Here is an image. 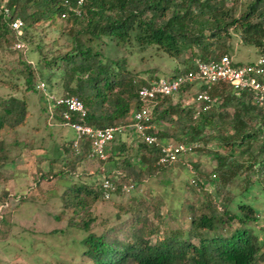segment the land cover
I'll return each instance as SVG.
<instances>
[{"label": "rangeland", "instance_id": "rangeland-1", "mask_svg": "<svg viewBox=\"0 0 264 264\" xmlns=\"http://www.w3.org/2000/svg\"><path fill=\"white\" fill-rule=\"evenodd\" d=\"M219 1L222 8L229 9L237 18L250 0ZM3 4L4 0H0V8ZM5 10L3 8V12ZM19 31L17 41L22 42L21 48H15L16 39L9 35L0 39V115L10 98L23 101L25 112L21 123L12 125L15 119L11 115L0 128V264H93L81 255L82 240L89 232L107 233L110 239L128 241L130 232L141 229L149 243L170 233H180L179 236L185 238L193 215L188 207H193L197 214L204 200L215 194L218 174L212 154L227 155L228 147L221 146L211 136L198 142L199 148L183 154L177 161L158 167L153 160L154 153H146L138 149L136 140L118 135L111 142L114 150L104 161L87 160L81 150L76 153L69 146L74 133L61 125L59 111L52 114L53 107L48 102L49 96L66 91L64 85L68 83L60 70L61 61H52L53 57L71 49V33L66 21H39L26 32L23 27ZM205 31L207 34L208 30ZM80 37L85 45L100 53L102 61H116L121 68L116 69L114 64L110 67L117 72L127 71L136 84L173 76L191 63L187 50L178 57H169L156 46L141 45L133 38L115 46L108 38L86 42L85 36ZM212 41L213 55L226 52L238 65L252 62L264 52V37L261 38L262 48H258L244 43L242 34L232 27L228 28V34L220 33L219 38ZM192 51L197 52L195 48ZM28 74L30 88H27ZM47 78L52 91L48 90ZM40 82L44 83L41 90ZM74 84L72 80L71 85ZM45 96H48L47 110L42 99ZM181 97L173 94L159 108L176 102L184 105ZM217 103H211L210 108L217 107ZM191 105L196 117L202 105L196 102ZM216 110L220 111L218 107ZM170 116L172 124L166 119L161 125L154 124L159 132H166L159 134V139L170 143L191 139L188 132L175 125L178 114ZM205 132L209 135L210 129L206 128ZM234 155L238 160L247 156L239 154L237 149ZM145 158L147 161L143 160ZM121 171L127 179L135 181L133 190L115 193L107 200L96 198L76 214L62 207V194L68 188L97 187L102 176L113 178V173ZM239 175L220 192H227L235 201L240 199L254 209L257 218L245 225L264 240V185L253 182L247 192H242L243 174ZM248 176L254 181L252 171ZM191 179L194 182H190ZM230 208L234 211L235 203ZM87 219L90 221L84 229L82 221ZM236 225L233 220L224 225V229L228 231ZM191 242L196 244L197 240L191 239ZM258 264H264V260H259Z\"/></svg>", "mask_w": 264, "mask_h": 264}, {"label": "trees", "instance_id": "trees-1", "mask_svg": "<svg viewBox=\"0 0 264 264\" xmlns=\"http://www.w3.org/2000/svg\"><path fill=\"white\" fill-rule=\"evenodd\" d=\"M75 1L4 0L0 8V39L9 35L17 40L10 27V21L14 18L20 19L24 32L39 21H66L71 33V49L52 58L53 62L61 61L60 70L68 81L64 85L66 91L61 95L80 99L87 110L85 122L97 127L123 122L131 109L138 107L136 90L146 80L136 84L127 71L113 70L110 64H114L116 69L121 66L116 61H102L100 53L85 45L80 35L85 36L86 42L108 38L115 46L133 38L141 45L156 46L169 57H178L187 50L190 52L189 60H192L194 57L208 59L215 56L212 40L219 38L220 33L228 34V28L232 27L242 34L244 43L262 48L264 0H250L237 18L229 9L222 8L219 0H86L78 16L66 8L67 4L74 5ZM3 8L8 13L3 12ZM205 30H208L207 34ZM193 48L196 53L192 51ZM191 67L189 63L183 71ZM29 78L28 74L27 88H30ZM45 80L49 82L48 78ZM72 80L74 85H71ZM48 86V90L52 91L49 83ZM186 88H180L175 95L187 92ZM208 93L211 97H217L214 102H218L220 111L216 110L217 107L201 106L196 111V117H193V102L184 105L176 102L160 109L159 105L173 97L172 94L156 98L150 121L161 125L163 119L170 120V114H178L175 125L188 132L191 138L179 142H200L214 136L221 146L228 147L227 155L218 152L212 154L218 174L214 196L204 200L197 214L193 207H188L193 215L185 238H181L180 233H170L149 243L143 238L141 229L130 232L128 241L110 239L107 233L96 235L89 232L82 240L84 249L81 255L93 264H258L259 260H264V240L257 238L245 225L247 221L257 218L254 209L240 199L235 201L229 193L220 192L232 184L240 173L243 174L242 192H247L253 182L264 185V106L255 104L247 93L237 94L223 83L210 87ZM42 99L47 110V97ZM4 105L0 128L11 115L15 119L12 125L21 123L25 113L24 102L10 98ZM52 105V114L59 111L58 118L61 120L63 107ZM170 122L172 124L174 121ZM206 128L210 129L209 135L205 132ZM156 130L158 139L159 134L166 133ZM213 132L215 135H212ZM137 143L138 149L155 154V162L158 148L141 141ZM235 149L247 156L243 160L236 159ZM80 150L85 155L87 143L81 142ZM143 160L147 161L146 158ZM249 171L254 173V181L249 178ZM113 174L115 189L108 199L115 193L124 192L121 184L135 185V181L127 179L125 172ZM96 198L101 199L98 185L73 186L63 192L62 207L76 214ZM233 203L234 211L230 208ZM233 220L237 225L228 231L224 229V225H229ZM89 221H82L84 229H87ZM191 239H196L197 243H192Z\"/></svg>", "mask_w": 264, "mask_h": 264}, {"label": "built area", "instance_id": "built-area-1", "mask_svg": "<svg viewBox=\"0 0 264 264\" xmlns=\"http://www.w3.org/2000/svg\"><path fill=\"white\" fill-rule=\"evenodd\" d=\"M84 1L86 0H76L74 5L65 2L67 11H72L78 16ZM61 17H64V14H61ZM10 27L14 30L15 35L19 36L22 22L20 19L14 18L10 21ZM14 46L21 48L22 43L16 40ZM191 65L189 70L173 76L157 77L140 85L136 90L139 105L137 108L131 109L130 117L126 122L104 127L88 124L84 120L87 113L86 107L80 99L72 95L49 96V100L53 101V105L50 103L49 106L63 107L60 113L61 125L69 127L74 133L71 147L75 149L76 153H79L81 142L87 143L88 150L85 152L87 159L105 160L108 156L109 144L117 135L129 130L132 131L136 142L141 141L158 148L155 164L169 165L177 161L183 154L195 150L199 144L196 141L170 143L157 138L155 125L150 121L152 107L156 103L157 97L169 96L178 92L180 88L187 87L186 91L192 92L187 95V99L190 97V101L196 102V105L199 103L203 108H207L217 99V97L209 95L210 87L223 83L237 94L247 93L255 104L264 106V53L259 54L256 60L240 65L235 64L225 52L208 59L194 57L191 60ZM42 86L44 84L40 83V90ZM213 176L215 175L212 174ZM190 182H194V179H191ZM120 188L127 192L133 190L134 186L130 183H123ZM114 189L113 178L102 176L98 182L100 198L108 199Z\"/></svg>", "mask_w": 264, "mask_h": 264}, {"label": "crops", "instance_id": "crops-1", "mask_svg": "<svg viewBox=\"0 0 264 264\" xmlns=\"http://www.w3.org/2000/svg\"><path fill=\"white\" fill-rule=\"evenodd\" d=\"M183 97H181L182 99H181V101H182V103L183 104H188L187 102L188 101H190V100H188L187 99V95H185V92H183L182 94H181ZM186 97V98H185ZM189 103H192V101H190ZM129 117H130V114L123 120L124 122H126V121H128V119H129ZM121 136H124V137H126L127 138V140H134L135 141V139L133 138V133H132V131H129V130H126L125 132H123L122 134H120ZM119 135V136H120ZM117 138H118V135L116 136ZM114 149H111V143L109 144V147H108V156H109V154L111 153V151H113ZM115 152H112V154H114ZM87 160H89V159H87Z\"/></svg>", "mask_w": 264, "mask_h": 264}, {"label": "clouds", "instance_id": "clouds-1", "mask_svg": "<svg viewBox=\"0 0 264 264\" xmlns=\"http://www.w3.org/2000/svg\"><path fill=\"white\" fill-rule=\"evenodd\" d=\"M70 142H71V140H70Z\"/></svg>", "mask_w": 264, "mask_h": 264}]
</instances>
